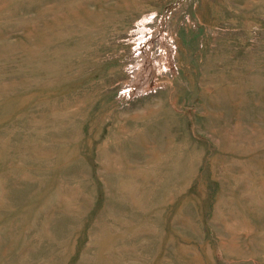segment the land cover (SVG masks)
Segmentation results:
<instances>
[{
	"label": "rangeland",
	"instance_id": "rangeland-1",
	"mask_svg": "<svg viewBox=\"0 0 264 264\" xmlns=\"http://www.w3.org/2000/svg\"><path fill=\"white\" fill-rule=\"evenodd\" d=\"M0 264H264V0H0Z\"/></svg>",
	"mask_w": 264,
	"mask_h": 264
}]
</instances>
